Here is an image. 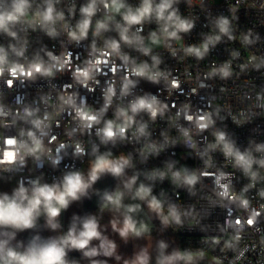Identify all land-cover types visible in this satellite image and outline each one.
Listing matches in <instances>:
<instances>
[{
  "label": "built area",
  "instance_id": "1",
  "mask_svg": "<svg viewBox=\"0 0 264 264\" xmlns=\"http://www.w3.org/2000/svg\"><path fill=\"white\" fill-rule=\"evenodd\" d=\"M21 2L0 0V17L17 16L0 29V180L65 186L121 148L118 164L160 200L183 256L264 264V0H167L159 20L165 0H150L131 25L124 15L144 0H120L119 13L97 0L78 39L91 0H27L23 15ZM153 33L162 47L147 46Z\"/></svg>",
  "mask_w": 264,
  "mask_h": 264
},
{
  "label": "rangeland",
  "instance_id": "2",
  "mask_svg": "<svg viewBox=\"0 0 264 264\" xmlns=\"http://www.w3.org/2000/svg\"><path fill=\"white\" fill-rule=\"evenodd\" d=\"M216 1L220 2L221 0ZM156 41L153 40V37H150L147 40V46L149 48L163 46V37L156 36ZM127 160L129 158L121 148H118L116 154L107 161L105 167H100V164H94L91 160H88L82 172L71 173L68 176L67 186L55 187L60 193H65L71 187L68 181H74L78 176L80 186L74 190L75 198L71 194L67 195L66 207L60 206L54 198L51 203L54 208L59 210L58 214H60L63 228L66 221L70 224L77 219L79 220L80 217H85L88 222L94 221L96 223L98 236L103 237V241H107L105 237H108V242H112L114 248L119 245L123 246L124 251L120 253L116 252L115 249L98 250L95 252V260L105 264H143L147 260V264H153L160 256V249L159 247L156 249L155 243L160 242L161 238L167 237L168 241L170 240L171 243L173 242L176 245L178 238L173 231L168 234L164 232V225H166L168 219L166 211L163 209L160 200L153 198L149 192L141 194V189L145 188L141 184L138 172L132 166L125 171L120 169L119 173L113 171L114 168L119 167L118 163ZM4 180L10 181L8 178ZM105 181L109 182L107 185L105 184L106 187L109 185L107 196L110 194V197L115 198L119 194V203H113L108 198L106 204L86 209L90 206V201L97 197ZM3 188L6 192H12V195L8 197L10 202H16L22 207L28 206V202L33 198L35 191L33 188H25L28 190L25 193L27 199L21 200L15 195L20 188L10 185ZM153 200L159 205L158 209L152 207ZM129 209L134 210L129 211ZM46 213L47 210L42 203L38 208V212L34 213L31 227L14 223L18 225L21 231L32 227L40 228L41 223L45 221ZM129 220L133 224L132 229L127 228ZM165 235L166 237H164ZM173 252L174 250H171L169 253V264H181L182 262L183 264H224L218 262L209 254H194L188 257L182 255L185 258L183 261L182 256L177 253L175 260ZM79 263L81 264V261Z\"/></svg>",
  "mask_w": 264,
  "mask_h": 264
},
{
  "label": "clouds",
  "instance_id": "3",
  "mask_svg": "<svg viewBox=\"0 0 264 264\" xmlns=\"http://www.w3.org/2000/svg\"><path fill=\"white\" fill-rule=\"evenodd\" d=\"M101 3H104L106 7H109L107 4V0H100ZM96 3L97 0H91V4L85 8L82 9V13L87 14L88 18H85L82 20L78 25V35L77 32H72L70 33V36L73 39H78V38H83L86 37L87 35V30L90 26V17L91 15L94 14L95 8H96ZM27 6V0H23V2L16 4V12L20 14L23 13V9ZM124 5L120 2V0H112V3L110 5V9L113 12H119L120 9ZM169 7V2L165 0V2H162L158 7H157V19H162L163 18V13L165 9ZM152 11V6L150 0H144L142 10L138 11L136 15H124L123 19L127 22L128 25H131L133 23H141L142 18L149 14ZM52 12L53 8L51 3L48 5L47 12L44 15L45 20H51L52 19ZM59 18L62 19V14L59 15ZM168 19H171V16L168 17ZM17 20L16 15H9V16H4L0 17V29L2 30H7L4 28V22L5 21H15ZM97 32L94 33L95 35H99V30L100 29H106L107 25L104 22H97ZM180 27H184V25H180ZM117 28H120V25H117ZM129 31L128 27H124L120 29V36L121 39L125 43H131V39L128 37L127 32ZM164 33L166 35H171L175 36L176 33H168L167 27L163 29ZM51 34V33H50ZM153 40L156 41V36L155 33H153ZM158 42V41H156ZM109 47L112 48L113 50L118 48V43L116 41H112L109 43ZM3 50L0 49V52ZM147 50H145L146 52ZM4 60V57L0 55V63H2ZM67 63V61H65ZM39 70V69H38ZM3 68H0V74H2ZM139 74H143V70L141 69ZM83 75L87 76L88 73L84 72ZM155 79V77H152ZM90 119H95V117H90ZM112 125L109 124V128H111ZM109 136L112 135L111 132L108 133ZM41 147V143L39 140L35 142V149L34 150H39ZM238 159L244 163L245 165V170L247 171L249 166L252 164V160H245L243 156L238 157ZM107 161L106 160H101L100 162V167H105L107 166ZM123 163H127V161H123ZM259 163L264 166V160L259 161ZM114 172L119 173L120 168L116 167L113 169ZM178 175V174H177ZM255 173H252L253 178L255 177ZM134 182V181H133ZM69 184H71V187L67 189V192L65 193H60L58 189L53 188V187H48V186H43V187H36L34 191L33 198H31L28 202L27 207H22L20 204L16 202H10L9 198L7 196H4L2 199H0V221L7 222V221H13L17 223L18 225H22L24 227H31L32 226V220L34 218V213L38 212L39 206L43 203L45 206L47 212L51 216H56L58 215V209L54 208L52 206V199L54 198L60 206L66 207L67 206V201H66V196L71 194L73 198H75V193L74 190L77 189L80 186V180L79 177L77 176L75 180H69ZM28 190L25 189L24 187H21L17 192L16 196L21 199H27L25 196V193ZM147 190L146 189H141V194H146ZM43 198V200H42ZM119 194L115 198L109 197V200H112L113 203H119ZM152 207L154 208H159V205L156 203L155 200L152 201ZM134 209H129V211H132ZM84 227L87 229L86 231L81 233V236L79 239H76L71 232L68 235V238L64 241L65 244H68L69 242L73 246H78V247H83L88 243V238H93V237H98V232H97V225L94 221H89L87 222ZM127 228L132 229L133 224L129 220L127 222ZM87 255H91L94 253H86ZM12 260L17 261V262H22V264H63L62 262V256L64 255L62 249L57 248L55 245H52L50 247H47L43 249L39 254H37L36 251H32L30 255H17L14 252H9L8 254ZM0 264H6V262L3 261V258L0 257Z\"/></svg>",
  "mask_w": 264,
  "mask_h": 264
},
{
  "label": "crops",
  "instance_id": "4",
  "mask_svg": "<svg viewBox=\"0 0 264 264\" xmlns=\"http://www.w3.org/2000/svg\"><path fill=\"white\" fill-rule=\"evenodd\" d=\"M6 185L16 187L13 180L6 181L1 179L0 199L4 196L9 197L12 195V192H6L3 190V187ZM65 226L63 228L62 222L60 221V214L53 217L48 212L46 213L45 221L41 223L40 228L32 227L31 229H24V231H21L18 225L13 221H0V257L6 258L10 262H6V264H22V262L12 260V258L8 255L9 252H14L17 255H30L32 251H36L37 254H39L43 249L55 245L57 248L62 249L64 253L62 256L63 264H80V261L81 264H93L94 262L96 264H105L104 262L95 260L96 251L102 249H115L116 252L118 251L119 253L124 251L122 248L123 246L119 245L117 248H114V244H112V242H108V237H105L107 241H103V237L101 238V236L88 238V243L83 247L70 245V242L67 247V244L64 243L67 239L64 230ZM84 230L86 231L87 229L84 228ZM164 230L166 234L172 231L168 219L166 225H164ZM80 236L81 234L77 233L75 238L79 239ZM164 237H166V235ZM166 238H161L159 240L160 242L155 243L156 249L158 247L160 249V256L159 259H156L153 262V264H169V253L171 250L175 251L176 257L177 253L182 256L179 249L178 239L175 245ZM70 246L72 247V250L69 248ZM68 250L71 251L70 254L68 253ZM86 253L94 254L87 255ZM147 263L148 261L146 260L143 264Z\"/></svg>",
  "mask_w": 264,
  "mask_h": 264
},
{
  "label": "trees",
  "instance_id": "5",
  "mask_svg": "<svg viewBox=\"0 0 264 264\" xmlns=\"http://www.w3.org/2000/svg\"><path fill=\"white\" fill-rule=\"evenodd\" d=\"M122 167V166H121ZM123 168V167H122ZM127 170V169H126ZM67 186V182H66V185ZM147 190V189H146ZM148 192V190H147ZM153 198L157 199L156 196L154 194H150ZM110 197V194L103 200V202L101 203V205H104L107 203L108 201V198ZM86 224V221L84 220V218H81L79 220H76L74 222H71L70 224L67 222L66 223V227H65V230H66V238H68V235L69 233L71 232V234L75 237V235L77 233H82L84 232V225ZM69 244V243H68ZM68 244H67V247H68ZM71 250H72V247L70 246ZM71 251L68 250V253L70 254ZM73 253V252H72ZM185 260V258H183V261ZM3 261L4 262H8L10 263L6 258H3ZM183 264V262L181 263Z\"/></svg>",
  "mask_w": 264,
  "mask_h": 264
},
{
  "label": "water",
  "instance_id": "6",
  "mask_svg": "<svg viewBox=\"0 0 264 264\" xmlns=\"http://www.w3.org/2000/svg\"><path fill=\"white\" fill-rule=\"evenodd\" d=\"M121 167V166H119ZM127 168L124 166L122 168V171H125ZM109 189V185L106 187V189L104 190V192H102L103 188H101V190L98 192V195L95 199L91 200L89 205L86 209H90V208H93L95 206H99L101 205V203L103 202L104 198L107 197V191ZM102 192V193H101ZM174 253V259L176 260V254H175V251L173 252ZM93 264H96L95 262Z\"/></svg>",
  "mask_w": 264,
  "mask_h": 264
},
{
  "label": "flooded vegetation",
  "instance_id": "7",
  "mask_svg": "<svg viewBox=\"0 0 264 264\" xmlns=\"http://www.w3.org/2000/svg\"><path fill=\"white\" fill-rule=\"evenodd\" d=\"M120 166V165H119ZM122 167H124V166H122ZM122 167H120V169L122 170ZM109 182L108 181H105L104 182V185L102 186V188H103V190H102V192H104V190L106 189V185L108 184ZM106 184V185H105ZM101 192V193H102ZM81 218H84V220L86 221V223L88 222L87 221V219L85 218V217H80L79 219H81ZM78 220V219H77ZM74 222V221H73Z\"/></svg>",
  "mask_w": 264,
  "mask_h": 264
}]
</instances>
